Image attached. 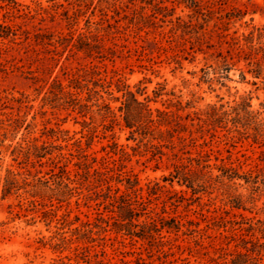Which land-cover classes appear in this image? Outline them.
Instances as JSON below:
<instances>
[{
  "label": "rangeland",
  "instance_id": "rangeland-1",
  "mask_svg": "<svg viewBox=\"0 0 264 264\" xmlns=\"http://www.w3.org/2000/svg\"><path fill=\"white\" fill-rule=\"evenodd\" d=\"M18 1L33 4L32 0ZM57 1L67 5L65 0ZM164 1L175 8L173 16H151L149 7L143 18L131 19V11L118 6V11L109 7L105 15L99 0H93L73 25L59 8L54 20L44 14L46 20L40 23L39 15L28 27L48 28L54 44L5 40L9 50L0 57V264H98L100 260L104 264H233L238 252L246 253L238 238L244 232L238 228L240 214L254 222L264 219V186L254 182L255 176L264 177V135H256L255 129H264V35H260L264 32V0H221L210 4L209 11L205 7L203 13L181 0ZM42 3L52 5L47 0ZM136 4L139 8L142 3L138 0ZM81 35L90 36L100 46L92 50V56L74 47ZM101 53L107 58L98 57ZM94 66L95 72L90 69ZM74 75H81L82 84L88 87L69 86ZM100 78L106 88L97 86L99 95H89L88 88H94ZM55 79L62 90L55 86ZM125 87L152 109L180 115L186 127L173 131V125H163L160 130L170 129L173 136L165 132L159 137L156 132L157 139L143 140L140 134L130 138L119 110ZM72 98L90 106L85 116L73 109ZM245 99L251 103L252 119L242 110ZM104 103L116 114L115 119L111 114L104 117ZM211 106H222L218 116L223 121L207 131L203 120ZM52 129L63 132L51 135ZM43 142L63 147L71 159L67 170L76 180L72 185L78 190L63 202L50 198L54 191L43 190L42 197L34 198L38 200L34 207L28 204L33 199L32 186L24 184V179L32 182L37 170L46 172L49 166L36 163L33 167L32 159L17 156L14 148ZM122 149L128 153L124 170L138 176L142 195L147 197L154 188L153 206L167 201L166 215L186 224L178 232L163 231L162 245L94 225L82 226L87 220L95 222L98 210L107 219L111 213L101 204L103 196L87 197L93 191L89 188L104 192L106 185L89 186L77 175L82 170L75 163L87 154L96 158L94 167L101 168L103 157L118 158L120 153L113 151ZM198 152L209 153L211 158V168L200 173H206L203 189L194 193L186 184L164 180L175 170L174 153L197 157ZM223 165L236 168L242 176L251 172L252 180L223 177L219 169ZM192 168L197 169L196 162ZM8 170L18 174L21 188L3 198ZM175 200L177 206L171 204ZM237 203L244 207H236ZM88 228L93 229L91 233H86ZM257 257L258 264H264V250ZM243 260V255L237 258Z\"/></svg>",
  "mask_w": 264,
  "mask_h": 264
},
{
  "label": "trees",
  "instance_id": "trees-1",
  "mask_svg": "<svg viewBox=\"0 0 264 264\" xmlns=\"http://www.w3.org/2000/svg\"><path fill=\"white\" fill-rule=\"evenodd\" d=\"M32 1L33 4H26L18 0H1L0 57L9 50L5 40H9L10 43L34 41L37 45L54 44V34L50 32L48 28L38 27L34 24L32 26L33 29L28 28L37 16H41L40 23L46 20L44 14L50 15L51 19L54 20L55 13L58 12L59 8H62L63 10L61 15L64 16L65 20H67L69 24L73 25L74 22L76 23L80 14L87 12L86 10L90 8L89 6L93 2V0H65L67 1V5H65L57 0H47L52 5L50 7H45L42 0ZM137 1L138 0H99V7L105 15H107L106 11L109 7H115V11H118L117 6L121 10H130L132 14L131 19H137L139 17L143 18V11L149 7L153 11L151 16L154 17H158L157 15L161 14L164 18H166L168 16H173L175 11V8L166 5L164 0H139L142 4L139 5V8H136ZM181 1L186 3V5L193 9L196 13H203V9L205 7L208 10L210 4L212 5L213 3H218L221 0ZM84 8L86 9L84 10ZM240 13L241 10H238V14ZM88 22H90V20H88ZM260 35L263 36L264 32H260ZM17 39H21V41L18 42ZM62 39L64 40L65 38ZM90 40V36L81 35L77 44H74V47L77 48V50H83L89 56H92V50L94 48H100V46L93 44ZM29 44L32 46V43ZM111 51L112 53H115L116 50L112 48ZM98 57L104 59L107 58V55L101 53ZM257 64L259 63L257 62ZM95 67L96 66L91 67L90 69L95 72ZM258 75H260L259 72L257 76ZM100 81L101 78L94 82V88H88L89 95H91L92 92L99 95L98 90H96L97 86L106 88V86ZM71 82L72 84L69 86L74 85L73 87L76 89L88 87L87 85L84 86L82 84L81 75H74ZM55 86L60 90L63 88L58 79H55ZM123 90H125V100L119 107V110L122 112L125 127L130 129V138L136 139L137 137H135V134H140L142 137L141 139L143 140L149 136H151L152 139H157L156 132L160 134L159 137H162L165 132H167L170 136H173V132H171L170 129H166L164 131L160 130V126L163 125H173V131H178L179 129H182V127H186L182 123V117L180 115L160 110L158 108L154 110L150 107L147 101L139 100L137 94L131 91L129 87H125ZM106 91L108 93V90ZM52 94L55 97L54 99L59 98L58 94L54 91H52ZM69 95L73 96L72 93H69ZM91 98L92 97L90 96L88 101ZM71 101L73 109H78L79 113H83L85 116L90 106L86 103H81L77 98H72ZM102 107L106 110L104 117H108V114H111L113 119H115L116 114L110 109L108 103H104ZM249 107H251V103L248 99H245L242 104V110L245 111L248 118L252 119L254 118V115H252L253 113L249 111ZM210 108L211 110L210 112H206V118L204 120L199 117L200 121L203 120L204 124L208 126L207 131H210V129H213L216 124L223 121V117L218 116V111L222 109V106L219 109L216 106H211ZM234 123H238V120L235 119ZM201 127L203 126L201 125ZM255 129L256 135H264V129L260 126L255 127ZM51 132V135H55L63 132V130L56 131L52 129ZM180 139L182 140L181 143L185 140V138L182 137H180ZM154 146L157 147L156 145ZM62 151V146L55 145L53 143L48 144L47 142H43L41 145L33 143L27 147L18 145L14 148V153H17V156L24 155L27 160H30L31 158L33 167H35L36 163L40 164L41 167L45 164H48L49 166V169L46 172H43V170H37V172L33 174V177H37V179H33L32 182L24 179V184L32 186L30 195L33 199L28 200L29 205L36 207L38 200L34 198L37 196L42 197L43 190L54 191L53 196H50V198L55 197L58 202L66 201L68 197L72 196L78 190V186L72 185L73 183H76V180L71 178L70 171L67 170L68 162H70L71 159ZM113 153H120V156L118 158L110 156L109 160L107 157H103L101 160V168H95L94 163L96 162V158L93 157L90 159L87 154H82L80 158L81 160L75 163V165L82 170V173H79L78 171L77 175L81 174V178L85 182L90 183L89 186L98 184L95 185L96 188L101 185H106L104 192L97 191L94 187L89 188V191H92V189L93 191L89 193L87 197L90 200H96L103 196L101 204H105V211H109L111 213L107 219L104 216L105 212L98 210L96 212L95 222L87 220L82 224V226L87 227L94 225V227L100 228L104 231L110 229L116 233V235L131 238L137 237L149 240L152 244L156 243L158 245H162L163 238L165 237V235H163V231L168 233L173 231L178 232L186 224L177 217L166 215L167 201H163L162 206H159L158 204L153 206L154 201L151 196L157 194V190L154 188H150L148 191L149 195L147 197L142 195L143 188L140 185L138 176L132 172L124 170V161L128 155L125 150L122 149L120 152L113 151ZM159 153L164 154L163 152ZM186 153H190V151H187ZM70 155L73 154L70 153ZM174 156L177 158V161L173 163L175 170L174 172H171L169 176H164V180H169L171 182L176 180L180 184H186L188 187L193 189L194 193L199 191L197 188L203 189L205 186L204 183L207 181L203 178L206 173H204L203 176H201L200 173L205 169L211 168L210 154L198 152L197 157H183L174 153ZM44 158H47V161H43ZM194 162H196L197 169L192 168ZM219 169L222 170V176H226L230 180L242 177L246 179V182L252 180L250 179L252 177L251 172L248 176H242L234 167H227L223 165L220 166ZM40 173H43V175L38 177ZM28 174L32 176V170L29 169ZM17 175V173L8 170L2 187L3 198L12 194L14 190L21 188ZM47 175H49V177H47ZM209 177L213 178L211 175H209ZM255 177L256 180L254 182H260L264 186V177L261 178L262 180H260L258 176ZM114 183L116 185H114ZM120 185H123L125 189L122 190ZM157 188H160L159 184H157ZM171 204L175 206L178 205L176 204V200L171 201ZM236 207L240 208L244 206L237 203ZM46 212L50 213V211ZM240 216L242 221L238 222V228L245 233L243 232L238 238L244 245L243 247L246 249V253L238 252L237 258H240V256L243 255L244 260L239 262L236 258L233 260V264H258L259 257L257 256L261 254V250H264V241L260 240L261 238L264 239V219L259 218L254 222V218H248L243 214H240ZM77 219H79V217H77ZM104 223L105 225H103ZM187 224L192 225L193 222L187 221ZM92 230V228H88L86 229V233H91ZM257 233H260L261 237H255V239H253ZM245 235H251V238L247 239ZM247 244H251V247H248ZM98 264H104L103 260H100Z\"/></svg>",
  "mask_w": 264,
  "mask_h": 264
}]
</instances>
